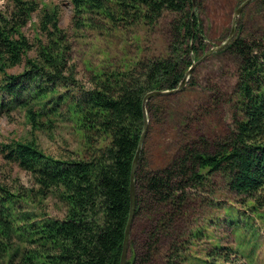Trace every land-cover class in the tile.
Here are the masks:
<instances>
[{
	"label": "trees",
	"instance_id": "obj_1",
	"mask_svg": "<svg viewBox=\"0 0 264 264\" xmlns=\"http://www.w3.org/2000/svg\"><path fill=\"white\" fill-rule=\"evenodd\" d=\"M252 3L264 21V0ZM70 4L75 30L115 39L123 55L107 57L81 79L56 11L42 13L44 40L36 44L20 31L35 9L30 3L15 0L22 16L0 19V116L19 108L33 129L64 126L79 136L76 149L57 155L31 140L0 144L4 159L33 180L30 187L14 190L0 185V264H120L143 107L147 131L134 173L135 209L125 264H235L237 249L211 237L208 229L218 219L207 213L220 207L215 178L242 206L253 211L264 206V26L254 35L236 27L228 44L213 52L234 63L230 91L211 85L206 92L214 107L228 105L229 124L219 134L209 127L199 133L183 117L193 111L198 118L208 109L186 108L188 95L180 96L198 81L194 70L181 93L153 96L145 105L143 98L176 88L192 62L209 50L206 0ZM228 30L229 25L224 35ZM156 33L163 39L162 54L141 45V38L153 44ZM19 65V72H8ZM167 108L183 114L182 128L173 149L155 164L147 145L157 124L168 119ZM47 198L63 206L62 216L46 213ZM226 215L225 224L236 229L242 215L232 208Z\"/></svg>",
	"mask_w": 264,
	"mask_h": 264
},
{
	"label": "rangeland",
	"instance_id": "obj_2",
	"mask_svg": "<svg viewBox=\"0 0 264 264\" xmlns=\"http://www.w3.org/2000/svg\"><path fill=\"white\" fill-rule=\"evenodd\" d=\"M22 1L26 5L30 3L35 8L28 14V17L25 16L27 20L20 28V31L32 44H36L38 40H44L40 29V17L42 13L44 11H56L58 13L59 26L66 31L71 42L72 62L76 66L79 78H87L93 68L100 66L101 63H105L104 59L107 57L109 59L123 55L120 50L121 48L116 45L115 39H106L98 36L94 31L89 29L78 32L73 28L71 22L73 9L70 0ZM242 1L206 0L207 8L203 14L205 48L211 49L228 38L233 19H235L233 36L236 27L239 26L246 33L254 35L260 32L264 26V21L259 13H257V5L252 3L254 0L245 5L241 12L233 18L234 10ZM19 16L22 15H18L15 0H0V19L4 17L9 20H12V18L17 20ZM228 25L229 30L224 35V29ZM156 34L152 37L153 44L149 41L144 42L145 39L141 38V45L150 48L149 52L153 50L157 54H162L164 52L163 39L159 34ZM127 50L129 52L132 51L130 48H127ZM213 52L209 53L195 65L193 70L198 81H195L194 85L187 88V91L185 90V93L180 95L181 97L185 96L186 93L188 95L185 99L188 102L184 105L186 108L188 106L190 109H195L197 105L199 109L200 107L207 108L208 113L199 115L197 118V114L191 111L189 114L192 115L186 118L176 108L171 113H169V108H167V112L169 111L168 119L157 124V128H154L148 141L147 149L150 158L154 161L153 163L156 164L163 160L167 153L173 149L176 135H178V127L181 132L182 117L189 122L188 125L190 127L195 128L194 130L199 133L206 131L209 127L210 129H217V134H219L228 126V105L218 104L214 107L212 99H206V92L211 85L218 86L225 93L230 91V86L234 82V63L225 54L214 55ZM34 53L31 50L28 52V55L32 56ZM21 69L22 65H19L9 68L8 72L15 73ZM181 92L182 90L176 93L179 94ZM178 98L172 104L176 105ZM178 106L183 107V104L178 103ZM181 109L179 108V110ZM200 117L202 118L200 119ZM187 121L184 122L187 123ZM12 140L34 141L44 152L53 155H57L67 148L76 149L79 144V136L68 127L55 126L50 130L33 129L26 118L24 110L19 108L13 109L8 115L0 116V144L8 143ZM214 180H218L215 182L217 191L214 198L220 203V207L217 210L211 211V213H207V215L218 219L216 226L208 229L210 232L212 231V234L210 233L211 237L214 239L220 238L223 245L232 246L237 249L238 255L235 258V264H264V206L254 211L247 205L242 206L239 203V198L226 189L224 183L220 182V178H215ZM0 185L14 190L20 187H30L33 185V180L27 171L21 169L16 163L4 159L3 154L0 152ZM43 204L48 215L62 216L63 206L56 199L47 198ZM231 208L237 210L239 215H242L236 229H233L231 225L224 222L227 211ZM209 241L211 240L206 239L203 244L208 245Z\"/></svg>",
	"mask_w": 264,
	"mask_h": 264
},
{
	"label": "water",
	"instance_id": "obj_3",
	"mask_svg": "<svg viewBox=\"0 0 264 264\" xmlns=\"http://www.w3.org/2000/svg\"><path fill=\"white\" fill-rule=\"evenodd\" d=\"M252 0H243L240 5L234 10V14H233V18H235L243 9V7L245 5H247L248 3H250ZM193 3V7H194V2ZM234 25H235V19H233L232 24H231V29H230V33L228 38L222 42L221 44L212 47L211 49H209L206 53H204L200 58H198L197 60L193 61L192 64L189 66V68L187 69V71L185 72L182 80L180 81L179 85L176 88L173 89H165V90H154L151 91L149 93H147L144 98H143V105H145L146 101L153 96H158V95H167V94H173L176 92H179L183 89V87L185 86V83L187 81V79L189 78V75L191 74L192 70L194 69L195 65L197 63H199L203 58H205L209 53L213 52V51H217L219 49H221L222 47H224L226 44H228V42L230 41V39L233 36L234 33ZM144 109V124H143V130L138 142V147L137 150L135 152L133 161H132V166H131V175H130V205H129V216L127 219V223H126V227H125V233H124V240H123V246H122V253H121V259H120V264H125L126 262V258H127V253H128V244H129V234H130V230H131V224H132V219H133V215H134V209H135V184H134V173H135V169L137 166V162H138V157H139V153H140V148L141 145L145 139V135H146V131H147V117H146V111H145V107H143Z\"/></svg>",
	"mask_w": 264,
	"mask_h": 264
}]
</instances>
